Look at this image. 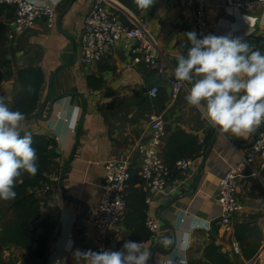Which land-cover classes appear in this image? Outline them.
<instances>
[{"label":"crops","instance_id":"obj_1","mask_svg":"<svg viewBox=\"0 0 264 264\" xmlns=\"http://www.w3.org/2000/svg\"><path fill=\"white\" fill-rule=\"evenodd\" d=\"M30 1L37 5L55 6L57 19L52 28L47 27L44 20H38L11 39L2 31L0 94L8 97L11 107L13 96L19 90L17 73L29 66H39L42 70L44 82L38 107L26 119H34L35 122L28 125L24 122L23 127L31 133L51 137L57 144L58 157L47 175L52 184L50 190L47 193L41 189L32 190L40 204L41 218L55 221L54 229L47 233L46 263L75 264L72 253L76 249L96 251L95 233L90 221L102 194L104 163L108 160H127L130 171L138 172L140 156L137 149L149 137L148 113L155 112L162 115L166 123L167 137L161 146L163 156L168 139L174 132L183 131L192 135L199 144L207 134L212 133L213 137L202 146L203 153H198L191 168L174 170L166 188L151 194L148 202L141 182L137 184L136 194L126 193L128 210L109 232L107 248L116 250L118 243L138 229L141 220L137 212L144 207L146 216L157 224L155 233L141 241L142 249L151 253L148 264L204 262V249L211 243L228 253L234 264H264V159L256 157L252 168L244 170L239 177L236 195L242 209L234 218V224L257 221L260 234L247 238L239 245L240 255H234L229 246L230 241L235 239L234 235L223 234L213 226L219 216L216 201L219 179L226 171L237 167L250 141L264 132V128L257 135L261 126L244 137H233L211 127L202 113L184 100L187 82H180L182 87L176 99L170 98L169 84L176 80L172 69L179 52L187 51L180 45L183 33L189 31L193 21V11L179 8L174 0H156L148 10L139 9L136 14L126 8L132 15L129 18L149 22L148 35L158 51L157 66L134 65L126 53L118 50L91 66L81 65L77 57L75 64L64 67L73 59L84 17L93 0H75L59 26L58 18L70 0H58L55 5L51 0ZM107 3L121 13L113 4ZM205 4L208 33L232 34L241 38L256 36L264 41V5L238 12L226 7L225 0H205ZM55 71L48 102L42 111V118H38ZM88 76L99 79L102 87L89 88L86 84ZM154 86L159 93L155 99H150L147 92ZM114 99L117 101L114 102ZM85 104L79 143L66 167L62 191L59 178L74 146ZM13 220L8 201L0 200V231ZM165 236L172 238L171 244L163 243ZM257 243L254 255L246 256L247 246ZM34 249L35 245L31 249L6 246L0 254V264H41L39 260L31 259Z\"/></svg>","mask_w":264,"mask_h":264},{"label":"built area","instance_id":"obj_2","mask_svg":"<svg viewBox=\"0 0 264 264\" xmlns=\"http://www.w3.org/2000/svg\"><path fill=\"white\" fill-rule=\"evenodd\" d=\"M174 2L183 10L193 11L189 31L208 34L205 0ZM0 5H6L13 10L12 16L4 22V31L9 39L33 26L38 20H44L47 27L52 28L57 19L55 6L37 5L30 0H0ZM261 5H264V0H225L226 7L238 12H247ZM125 19L124 22L105 0L91 2L78 36L77 54L81 65L91 66L100 63L120 50L127 54L134 65L157 66L158 51L148 35L149 22L136 17L131 19L125 16ZM169 85L170 98L176 99L182 85L177 80L171 81ZM158 93V88L154 86L147 92V96L155 99ZM148 122L149 137L137 149L140 156L138 177L147 202L151 194L166 188L172 173V168L161 152V146L167 137L165 120L162 115L149 112ZM200 143H203V140ZM200 153H203V148ZM256 157L264 159V132L250 141L237 167L229 169L219 179L216 198L219 216L214 220L213 226L223 234L233 235L234 218L242 209L241 201L236 195L238 179L244 170L252 168ZM192 163V159L183 158L175 163L174 169L185 171L191 168ZM103 168L102 194L90 221L95 233L96 251L107 249L109 232L120 223L127 212L126 186L130 177V164L127 160H108ZM51 186V183L45 184L41 191L47 193ZM145 226L151 235L157 229V224L148 216L145 219ZM229 246L231 253L240 255V246L235 239L230 241Z\"/></svg>","mask_w":264,"mask_h":264},{"label":"clouds","instance_id":"obj_3","mask_svg":"<svg viewBox=\"0 0 264 264\" xmlns=\"http://www.w3.org/2000/svg\"><path fill=\"white\" fill-rule=\"evenodd\" d=\"M134 2L148 10L156 0ZM180 47L187 51L179 52L173 76L188 83L184 100L202 113L208 125L233 137H244L264 125V51L239 36L197 31L183 33ZM27 90L33 91L32 86ZM24 122L25 114L13 110L8 97L0 94V200H14L16 179L22 173L34 177L39 170L33 135L24 129ZM162 239L172 243L170 237ZM150 254L137 240H125L116 250L72 253L75 264H148Z\"/></svg>","mask_w":264,"mask_h":264},{"label":"trees","instance_id":"obj_4","mask_svg":"<svg viewBox=\"0 0 264 264\" xmlns=\"http://www.w3.org/2000/svg\"><path fill=\"white\" fill-rule=\"evenodd\" d=\"M125 8L136 14L140 8L137 7L134 0H116ZM13 10L6 5H0V35L5 28V20L12 16ZM121 19L124 21L125 17L118 12ZM248 41L255 48L263 51L264 41L261 37L247 36L242 38ZM7 62L4 63V65ZM16 81L19 85V90L14 94L11 108L13 110L19 109L28 119L37 110L39 103V93L44 82L42 70L39 66H29L17 73ZM86 84L89 88L100 89L102 82L93 77L86 78ZM31 85L33 91L29 92L27 86ZM33 146L37 149L39 170L34 177L27 173H22L15 183V190L17 197L14 200L8 201L9 209L12 210L14 220L7 223L0 231V254L4 247L14 245L23 249H31L35 245V249L31 252L32 261L39 260L41 264L46 263V254L48 252V236L47 233L52 231L55 227V221L51 218H41L40 204L35 193L32 190H39L45 184L51 183L47 178L51 170L54 160L58 157L56 152V141L43 134L32 133ZM212 133L207 134L203 139V143H198L197 138L186 134L183 131H177L170 135L164 151V159L172 168L174 172L175 163L183 158L194 160L203 145L211 141ZM171 173V174H172ZM140 182L137 171H130V177L126 186V193L136 194L138 189L137 184ZM128 194V195H129ZM128 196L126 195L127 210H128ZM141 222L138 229L126 240L145 241L149 238L150 233L145 226L146 214L144 207L139 208L137 212ZM233 235L235 240L242 245L247 241V238H252L260 234L257 221H249L236 223L233 227ZM125 241V240H124ZM117 244L119 249L122 244ZM258 249V243L252 246H247L246 256L254 255ZM244 254V255H245ZM204 262H192L191 264H234L228 253H225L214 244L207 245L204 249Z\"/></svg>","mask_w":264,"mask_h":264},{"label":"water","instance_id":"obj_5","mask_svg":"<svg viewBox=\"0 0 264 264\" xmlns=\"http://www.w3.org/2000/svg\"><path fill=\"white\" fill-rule=\"evenodd\" d=\"M74 1H75V0H70L68 6H67V7L64 9V11L60 14V16H59V18H58V23H57L58 26H59V24H60L61 19H62L63 16H64V14L66 13V11L68 10V8L71 6V4H72ZM77 57H78V55H77V48H76V45H75V47H74V52H73V59H72V61L69 62V63H67V64H65V65H63V66H64V67H67V66H70L71 64H75L76 61H77ZM63 66H61L60 68H62ZM58 70H59V69H58ZM58 70H57V71H58ZM57 71H55V72L52 74L51 78H50L48 95H47V98H46L45 102L41 105V107H40V109H39V111H38V114H37L38 118H42V116H41L42 111H43V109H44V107H45V105H46V103L48 102V99H49L50 90H51V86H52V79H53V77H54V75L56 74ZM52 104H53V101L50 102V109H49L50 112H51V109H52ZM85 112H86V104L84 105V108H83V111H82V115H81V118H80V120H79L78 128H77V131H76V138H75L74 146H73V148H72V151H71V153H70V155H69L67 161L65 162V164H64V166H63V169H62V172H61V175H60V178H59L60 189H61L62 191H63V188H62V179H63L64 173H65L66 167H67L68 163H70L71 160L73 159L74 154H75V151H76V148H77V146H78V143H79V133H80V128H81V124H82V120H83V118H84ZM49 116H50V114L48 115V117H49ZM34 122H35V120H34V119H31V120L26 121V122H25V125L33 124ZM263 128H264V125H262V126L259 128V130L257 131L256 135L259 134V133L262 131ZM213 143H214V140H213L212 143H211V146H210V148H209V151H210V149L212 148Z\"/></svg>","mask_w":264,"mask_h":264},{"label":"bare ground","instance_id":"obj_6","mask_svg":"<svg viewBox=\"0 0 264 264\" xmlns=\"http://www.w3.org/2000/svg\"><path fill=\"white\" fill-rule=\"evenodd\" d=\"M106 1L113 4L117 9H119L121 12H123L127 16L131 15L130 12L124 6H122L120 3L116 2L115 0H105V2Z\"/></svg>","mask_w":264,"mask_h":264},{"label":"rangeland","instance_id":"obj_7","mask_svg":"<svg viewBox=\"0 0 264 264\" xmlns=\"http://www.w3.org/2000/svg\"><path fill=\"white\" fill-rule=\"evenodd\" d=\"M110 5V4H109ZM121 14L125 17V16H127L126 14H124V13H122L121 12ZM129 16H131V15H129ZM128 17V16H127ZM117 101V99H114V102H116Z\"/></svg>","mask_w":264,"mask_h":264}]
</instances>
